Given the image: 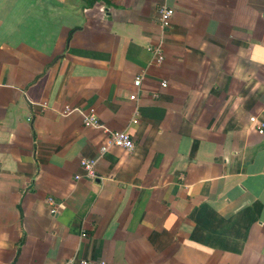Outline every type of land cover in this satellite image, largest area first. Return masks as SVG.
Segmentation results:
<instances>
[{
    "label": "crops",
    "instance_id": "obj_1",
    "mask_svg": "<svg viewBox=\"0 0 264 264\" xmlns=\"http://www.w3.org/2000/svg\"><path fill=\"white\" fill-rule=\"evenodd\" d=\"M66 105L134 149L99 156L106 130ZM252 116L264 123V0H0V264H264Z\"/></svg>",
    "mask_w": 264,
    "mask_h": 264
},
{
    "label": "built area",
    "instance_id": "obj_2",
    "mask_svg": "<svg viewBox=\"0 0 264 264\" xmlns=\"http://www.w3.org/2000/svg\"><path fill=\"white\" fill-rule=\"evenodd\" d=\"M174 14V10L167 6L162 5L158 9V21L159 26L161 29V32H163L165 29H167L170 26L172 17ZM149 50L152 53V60L156 64H160L163 62L165 54L163 51L162 43L158 42L154 45H151L149 47ZM142 76L137 75L133 80V85L135 88H138L141 83ZM161 86L166 87L167 82L161 81ZM130 99L134 100L136 99V94L133 93L130 95ZM73 111H78L82 115V121L84 126L88 127H94V128H102L106 130L107 132V139L106 141L100 146L99 148V156L103 155L111 146H117L125 151L131 152L134 149V141L130 134L126 130H109L104 127L103 124L100 123L97 115L95 114L94 109H88L86 111L80 110L77 107H70L69 105H66L63 109V114L68 115ZM137 113V112H135ZM31 118H28L30 121ZM251 122H253L256 125V128L259 132L264 131V123L257 122L256 117L252 116L250 117ZM132 123L137 122L136 114L132 118ZM96 164H97V158H83L80 160V166L82 167L84 171V176H86L89 179H96L98 178V173L96 170ZM82 175H75L76 179L81 178ZM48 205H49V211L51 214H55L60 207V203L55 202V200L52 197H47L46 199ZM67 264H106V261L104 259H98V260H87V259H80L76 261L73 258H69L66 262Z\"/></svg>",
    "mask_w": 264,
    "mask_h": 264
},
{
    "label": "trees",
    "instance_id": "obj_3",
    "mask_svg": "<svg viewBox=\"0 0 264 264\" xmlns=\"http://www.w3.org/2000/svg\"><path fill=\"white\" fill-rule=\"evenodd\" d=\"M86 2L90 3V4H93L95 2H98V1H101V0H85Z\"/></svg>",
    "mask_w": 264,
    "mask_h": 264
}]
</instances>
